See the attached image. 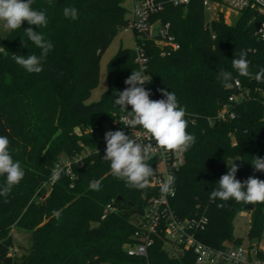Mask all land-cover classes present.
I'll list each match as a JSON object with an SVG mask.
<instances>
[{"label":"trees","instance_id":"obj_1","mask_svg":"<svg viewBox=\"0 0 264 264\" xmlns=\"http://www.w3.org/2000/svg\"><path fill=\"white\" fill-rule=\"evenodd\" d=\"M125 1L33 0L32 8L45 12L47 27L39 29L25 21L5 36L0 29V135L8 137L10 153L25 171L11 193L0 196V264H8L5 258L13 244L14 226L29 230L31 241L28 250L13 256L10 264L194 263V253L171 242L163 229L154 236L147 258L131 256L124 248L136 241L134 233L147 198L157 192L152 186L129 189L111 174L110 162L100 151L106 144L105 133L119 130L117 116L122 112L115 100L136 69L132 49H118L108 62V88L98 101L87 100L98 85L103 53L129 23ZM64 7L77 8L78 19L65 18ZM159 16L171 22L180 48L163 56L153 40L144 41L154 91L158 99L164 98L161 89L176 94L186 108L187 132L196 137L186 152V163L176 173L172 207L181 217L194 216L197 205L206 209L208 223L198 233L202 241L217 247L230 241L241 245L233 222L246 205L231 199L211 200L210 194L231 159L241 160L236 173L241 182L253 175L264 180V172L251 165L255 157L264 159V82L239 76L231 64L243 49L251 73L264 68V39L257 33L264 16L256 8H247L234 23L227 22L223 13L209 23L202 0L168 4ZM28 27L53 44L39 74L27 73L13 59V54L40 55L25 35ZM220 69L232 72L250 89V97L234 106L236 118L212 125L209 119L235 92L217 79ZM76 155L81 157L80 166L73 164L77 178L62 168L48 197L37 202L34 195L51 179L53 169ZM149 163L155 169V163ZM93 180L101 182L99 191L89 187ZM4 182L0 176V185ZM53 210L61 212L59 221ZM249 211L251 243L264 236V204Z\"/></svg>","mask_w":264,"mask_h":264},{"label":"clouds","instance_id":"obj_2","mask_svg":"<svg viewBox=\"0 0 264 264\" xmlns=\"http://www.w3.org/2000/svg\"><path fill=\"white\" fill-rule=\"evenodd\" d=\"M33 0H0V21L6 30H17L26 21L28 25L37 28L47 27L48 19L44 11L32 8ZM63 16L73 21L78 19V9L64 7ZM25 35L39 50L40 55L13 54L15 63L27 73L39 74L43 71V61L53 49V44L41 32L34 31L32 27L24 29ZM26 47V42L22 44ZM248 52L240 50L232 59V68L239 76L255 79L258 83L264 82V68L255 74L249 70L250 62ZM217 79L225 88H231L234 77L232 72L220 69ZM148 75L143 70H133L132 74L124 81L128 87L118 93L115 104L122 113L120 122L129 129L139 127L143 129L148 143L138 142V137L125 134L124 131H108L105 133L106 150L103 156L110 162L111 174L123 180L129 189L145 190L150 187V178L155 170L149 163L152 153L162 149L165 153L171 152L177 157L186 153L196 142V137L187 132L189 121L185 118L186 108L178 102L174 92L161 89L163 99H150V91L144 85L150 83ZM131 106V111L128 107ZM151 141H155V147ZM238 160V159H237ZM251 165L256 171L264 172V159L255 157ZM238 166L233 162L226 174L218 181V188L210 194L211 200H234L245 205L264 204V180L256 176H249L244 182L236 178ZM63 169L59 166L53 169L51 180L60 179ZM0 176L5 177V182L0 185V196L7 197L13 188L25 176V171L20 161L14 160L10 153V141L7 136L0 135ZM175 176L169 174L162 182V194H174L173 185ZM89 187L99 191L101 182L93 180ZM7 203V199L4 200ZM223 204L218 207H223ZM52 215L59 221L61 212L53 210Z\"/></svg>","mask_w":264,"mask_h":264},{"label":"built area","instance_id":"obj_3","mask_svg":"<svg viewBox=\"0 0 264 264\" xmlns=\"http://www.w3.org/2000/svg\"><path fill=\"white\" fill-rule=\"evenodd\" d=\"M190 0H131V9L128 11L129 23L132 27L136 47L134 51L135 70L145 71V75L151 79L150 83L144 85L149 90L150 99L157 100L158 94L154 91L152 75L149 72V56L144 46L145 40H153L160 46L161 55L165 56L169 51H175L180 48V43L171 30V22L163 21L159 14L165 9L166 5L172 4L187 5ZM205 13L215 10L218 18L220 13L224 14L228 10L241 12L247 8H256L264 16V0H202ZM214 18V19H215ZM212 20V19H211ZM211 20H207L209 23ZM260 38L264 39V19L257 31ZM232 93L217 114L209 119L210 124L218 121H228L236 118L237 113L234 106L250 97V89L244 87L239 79H234ZM131 107V106H129ZM131 111V109H129ZM126 113L117 116L119 130L125 134L138 137V142L148 143L143 129H129L124 126L120 120ZM155 147V141H151ZM106 146L100 148L105 152ZM155 163V174L150 178V186L156 188L157 192L147 198V204L143 215L138 222V228L134 233L136 241L125 244L126 252L131 256H140L147 258L150 246L154 242V236L163 229L166 237L173 243L190 250L195 255L193 264H264V236L261 239H255L248 247L243 245L227 244L217 247L202 241L198 233L204 229L208 223L207 211L205 208L197 205V212L192 217H181L172 207V200L177 194L174 185V194H162L160 187L162 182L169 174L176 177L177 171L186 163V153L177 157L171 152L165 153L162 149H156L152 153V159ZM81 157L74 156L72 159H63L59 167L65 168L67 174L72 179L77 178L73 171V164L80 166ZM52 182V180H49ZM54 182H52L53 184ZM15 249L10 247L8 256H15Z\"/></svg>","mask_w":264,"mask_h":264},{"label":"rangeland","instance_id":"obj_4","mask_svg":"<svg viewBox=\"0 0 264 264\" xmlns=\"http://www.w3.org/2000/svg\"><path fill=\"white\" fill-rule=\"evenodd\" d=\"M125 6L130 11L131 9V1L126 0L125 1ZM224 11H227L225 13V19L229 23H234L238 16L239 12L233 11V10H228L227 7H223ZM216 11H208L206 12V19L211 20L214 19L216 16ZM0 29L5 36L10 30H6L3 27V22L0 21ZM125 47V48H130V49H135L136 47V40H135V34L130 26L128 24L124 28H122L118 34L115 36L113 41L111 42L110 46L105 50L103 53L101 60H100V77H99V82L98 85L92 90L91 95L87 102H93V101H98L101 98L102 93L108 88V82H107V66L109 60L117 53L118 49L120 47ZM103 146H106L104 144ZM238 159V160H237ZM235 163L237 166L241 164V160L239 158L231 159L229 161V166L232 165V163ZM52 188V182L49 180H45L43 182V188L38 189L34 195V199L37 202H42L44 201L48 195L50 194ZM250 220H251V212L249 210H242L238 212V215L236 216L234 220V236L235 238H239L241 240V245L248 247L250 244V241L248 239V231L250 228ZM11 234L13 236V244L12 247L15 249V255L16 256H21L28 250L30 246V237L31 233L29 230L25 229L22 226H14L11 229ZM254 242V241H252ZM229 244L234 245L233 242H229ZM101 264H114L113 262L110 261H103Z\"/></svg>","mask_w":264,"mask_h":264},{"label":"water","instance_id":"obj_5","mask_svg":"<svg viewBox=\"0 0 264 264\" xmlns=\"http://www.w3.org/2000/svg\"><path fill=\"white\" fill-rule=\"evenodd\" d=\"M252 208H254V205H246L245 206V210H249V209H252ZM12 261H13V257L12 256H7L5 258V262L8 263V264L12 263Z\"/></svg>","mask_w":264,"mask_h":264},{"label":"crops","instance_id":"obj_6","mask_svg":"<svg viewBox=\"0 0 264 264\" xmlns=\"http://www.w3.org/2000/svg\"><path fill=\"white\" fill-rule=\"evenodd\" d=\"M131 1V0H130ZM132 5V4H131Z\"/></svg>","mask_w":264,"mask_h":264}]
</instances>
